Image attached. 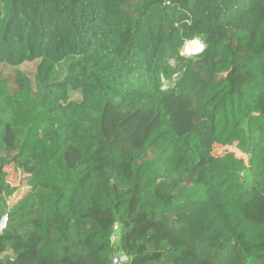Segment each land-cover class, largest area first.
<instances>
[{
    "label": "trees",
    "instance_id": "16d2710c",
    "mask_svg": "<svg viewBox=\"0 0 264 264\" xmlns=\"http://www.w3.org/2000/svg\"><path fill=\"white\" fill-rule=\"evenodd\" d=\"M0 107V264H264V0H0Z\"/></svg>",
    "mask_w": 264,
    "mask_h": 264
},
{
    "label": "rangeland",
    "instance_id": "374dc122",
    "mask_svg": "<svg viewBox=\"0 0 264 264\" xmlns=\"http://www.w3.org/2000/svg\"><path fill=\"white\" fill-rule=\"evenodd\" d=\"M199 42L202 44L200 41L194 40V41H189L186 42L184 48L182 49V54L185 56H193L197 55L203 50H196L195 49V43ZM190 47L191 50L193 51L192 54L187 53V48ZM176 68V63L174 62L172 64ZM175 78V77H173ZM174 80V79H173ZM171 80H168L165 82V85L170 86ZM9 120V114L5 112L3 107H0V130L3 128V123L7 122ZM180 147L182 150V153L188 158L189 162L191 165H194L198 159L202 156L205 155L203 148L199 144H190L188 141V137H184L180 140ZM236 143L231 144L230 146H215L210 153L215 156H220L223 155L224 153L228 152H234L237 154V157L242 156L240 152L237 151L236 149ZM247 160V158L245 159ZM7 174H8V180L9 182L15 186L19 187L20 191L18 192L16 196V200H19L26 192V188L23 185L24 182V176L21 174L19 170H17L15 167L12 165L6 169ZM117 233L114 236L115 238L118 236V233L120 231L119 228H117ZM11 255V254H10ZM122 261H125L124 258L121 259Z\"/></svg>",
    "mask_w": 264,
    "mask_h": 264
},
{
    "label": "water",
    "instance_id": "95a60500",
    "mask_svg": "<svg viewBox=\"0 0 264 264\" xmlns=\"http://www.w3.org/2000/svg\"><path fill=\"white\" fill-rule=\"evenodd\" d=\"M6 223H7V215H4L0 222V232H2V230L6 227ZM116 262H118V260H116L115 263Z\"/></svg>",
    "mask_w": 264,
    "mask_h": 264
},
{
    "label": "bare ground",
    "instance_id": "6f19581e",
    "mask_svg": "<svg viewBox=\"0 0 264 264\" xmlns=\"http://www.w3.org/2000/svg\"><path fill=\"white\" fill-rule=\"evenodd\" d=\"M201 45H202V44H200L199 42H196V43H195V49H196V50H200V49H201ZM203 49H204V47H203ZM192 52H193V51L191 50V48L188 47V48H187V53L192 54Z\"/></svg>",
    "mask_w": 264,
    "mask_h": 264
},
{
    "label": "clouds",
    "instance_id": "9594fccd",
    "mask_svg": "<svg viewBox=\"0 0 264 264\" xmlns=\"http://www.w3.org/2000/svg\"><path fill=\"white\" fill-rule=\"evenodd\" d=\"M203 47H204V45H201V49L200 50H203Z\"/></svg>",
    "mask_w": 264,
    "mask_h": 264
}]
</instances>
